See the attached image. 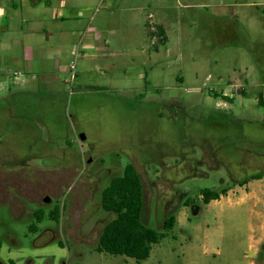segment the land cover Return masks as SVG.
<instances>
[{
  "label": "rangeland",
  "instance_id": "1",
  "mask_svg": "<svg viewBox=\"0 0 264 264\" xmlns=\"http://www.w3.org/2000/svg\"><path fill=\"white\" fill-rule=\"evenodd\" d=\"M63 1L74 8L100 0H42L30 11L14 8L7 0H1V5L13 19L11 24L22 28L28 16L49 19ZM161 1L169 6L174 20L168 26L166 47L153 55L147 77L135 78V71L128 69L131 56L122 62L107 60L117 65L120 75L130 76L124 79L113 77L104 63L73 55L64 47L62 79L20 87L14 73L23 69L10 60V50L0 47V264H247L252 256V239L261 238L257 230L261 221L250 213L252 202H230L248 191L222 185L221 179L229 182L222 165L199 161L203 135L209 144L219 137L211 123L205 125L216 115L264 124V106L257 101L263 89L251 82L241 95L229 85L235 79L250 78L256 68L252 52L256 45L264 49V0H124L119 9L124 4H140L154 12ZM120 10L115 9L117 23L133 15ZM237 10L246 35L232 41L223 36L219 41L224 18L220 15L227 13L234 21L230 14ZM137 14L144 23L142 11ZM20 28L16 30L19 38L23 35ZM107 35L116 47L118 39ZM7 37L0 33L2 44H7ZM36 39L43 42L42 36ZM128 49L138 50L136 46ZM136 60L137 65H146L145 58ZM74 62L77 69L72 82ZM78 88L83 92L78 93ZM220 94L233 95L226 109L219 106L225 102ZM8 97L13 104L33 109L32 104L38 103L35 108L44 114L54 110L38 122L45 143L29 142L20 127L23 109L17 106L10 114L12 105L9 108L3 102ZM58 101L62 105H55ZM68 133L84 134L87 141L70 137L74 154L64 159L59 148L66 146ZM251 135L253 143L243 146L264 153V144H257L264 140V132L255 127ZM128 164L136 167L143 181L145 223L158 229L169 213H177L175 228L141 262L95 251L105 224L112 219L101 207L102 192ZM224 187L229 191L219 201L205 205L201 200L202 190ZM187 199L196 201V208L185 207ZM56 207L59 222L48 218L36 222L37 211L47 215ZM33 224L36 232L30 231Z\"/></svg>",
  "mask_w": 264,
  "mask_h": 264
},
{
  "label": "crops",
  "instance_id": "2",
  "mask_svg": "<svg viewBox=\"0 0 264 264\" xmlns=\"http://www.w3.org/2000/svg\"><path fill=\"white\" fill-rule=\"evenodd\" d=\"M7 1L14 8L30 11L42 0ZM123 2L124 0H100L96 5L78 4L72 8L68 2L63 1L60 3L59 8L53 11L49 19L45 15L42 18L28 16L27 19L22 20L25 25L20 28L19 25L11 24L13 19L10 20L8 18L0 0V33L8 36L6 45L2 44L0 40V45H2L0 47L6 51L10 50L12 53L10 60L22 67L23 72L14 73L17 74V76H14L20 87H28L29 84L38 80L51 82L56 77V79H62L60 54L64 47H67L73 55L81 54L86 60L94 59L104 63L112 72L113 77H118L120 71L115 70L116 64H111L107 60H120L122 62L125 56H131V62L127 65L128 69L135 71V78L136 75L138 78L147 77L148 69L152 70L153 67V55H158L160 48L166 47L165 45L169 40L168 26L174 20L172 12L169 6L162 1L160 7H158L159 10L155 9L154 12L145 6L140 7V4L132 6L124 4V8L120 10L119 8ZM46 4L49 7L52 6L50 1H46ZM235 8H238V6H235ZM43 9L48 10V7ZM115 9L125 14L126 12H131L133 15H125L117 23L118 21L114 17ZM101 10H104V12L101 13ZM139 11H142L145 18L144 23H142L137 14ZM230 15L234 18V21L229 18L230 16L227 13L223 12L220 15V17L224 18L220 21V26L223 25V29L222 27L219 28L217 36L219 41L222 40L223 36L232 41L243 38L246 35L239 24L240 22L243 23L240 19L239 11L237 10ZM251 20H253L252 17L249 18V21ZM24 26L27 30L24 29ZM153 26L160 27L163 31L165 35L164 44L161 42L153 43L152 37L154 34L151 30ZM18 28L23 33L20 38L17 36L18 32L16 30ZM107 33L110 34V38L118 39L116 47L111 46V40L108 38ZM37 36H42L41 40L43 42H40L39 39L37 40ZM132 46H136L138 50L134 49L132 51L128 49ZM20 49L22 53H18ZM252 55L256 68H254L250 78L245 80L241 78L235 79L230 81L229 85L234 92L243 95L252 82L256 88L263 89V92L257 95L258 101L260 97L264 99V49L256 45ZM137 57L145 58L146 65H137ZM141 67H145V70H142ZM143 71H145V76ZM260 73L263 75L262 77H260ZM121 76H124V79H129L130 77L127 78L125 75H120L119 77ZM77 90L78 93L83 92L82 88ZM242 189L248 192L245 194L241 193L237 199H230L231 204L252 202L250 213L261 221L257 225L259 237L261 238L252 239L250 248L252 256L248 258L247 264H264V245L262 246V243H264V179L251 181L234 191H241ZM221 201L223 200L221 199ZM259 206H262V209L258 210Z\"/></svg>",
  "mask_w": 264,
  "mask_h": 264
},
{
  "label": "trees",
  "instance_id": "3",
  "mask_svg": "<svg viewBox=\"0 0 264 264\" xmlns=\"http://www.w3.org/2000/svg\"><path fill=\"white\" fill-rule=\"evenodd\" d=\"M159 35H165L160 27H157ZM258 104L264 106V99L259 98ZM255 179V178H254ZM240 184L238 186H244ZM228 187L221 190L204 189L201 191L203 203L209 205L212 201L219 200L226 195ZM187 199L184 206L190 205ZM102 209L112 216L108 221L98 239L95 251L99 254L112 256H123L137 262L146 261L150 258L154 245L159 244L168 237V233L175 228L177 213L171 212L164 219L161 228L153 229L144 221L145 197L144 185L140 173L133 164H128L121 176L114 178L103 190L101 197ZM37 223H42L46 218L59 222L60 209L56 207L46 215L42 210L34 214ZM35 224L30 226V231L36 232ZM0 240V253L2 249Z\"/></svg>",
  "mask_w": 264,
  "mask_h": 264
},
{
  "label": "flooded vegetation",
  "instance_id": "4",
  "mask_svg": "<svg viewBox=\"0 0 264 264\" xmlns=\"http://www.w3.org/2000/svg\"><path fill=\"white\" fill-rule=\"evenodd\" d=\"M234 92V90H233ZM223 97L225 102H221L219 106H223V109H226L227 103L226 101L229 99H233V95L227 96L225 94H220ZM11 97L4 99V103L6 102L9 105V108L12 105V108L9 109V113L13 115V110H18V107L21 110L23 109V115H19V118L23 121V127L25 137L29 140V142L33 143H45L42 140L40 134L41 129L38 124L41 120H45L46 116H50L54 110L43 113V110H37L34 105V109L29 107V105H17L13 104ZM55 101V100H54ZM62 101H58L55 105H62ZM51 105V106H55ZM41 106V103H40ZM20 111L19 113H21ZM52 112V113H51ZM209 123H211L209 125ZM241 124V126H240ZM205 125L214 126L216 131L219 134V137L215 144H209L210 141H206V135H203L201 140L203 141V145L201 146L202 152V160L200 163L209 162V164H214L216 167L222 165L227 171V180L221 179V184H231V185H240V184H248L251 181L262 180L264 179V153L254 151L252 148L244 147V144L253 143L252 130L256 127V129L262 130L264 132V124L260 122H250L247 120H238L234 116L225 115H216L211 122H205ZM22 129V128H21ZM21 129H13L12 131H20ZM22 129V130H23ZM21 130V131H22ZM20 131V132H21ZM245 131V133H244ZM68 138H64L66 146L63 148H59L61 156L64 159L69 157L73 151L71 150V145L69 144L68 139L71 137L73 139H78L81 143H85L87 138L84 134H70L68 133ZM205 141V142H204ZM264 144L263 141L257 142V144ZM74 154V153H73ZM77 154V153H75ZM77 158H79V154H77ZM26 163V162H24ZM255 178V179H254ZM201 200L203 197L200 195ZM203 201V200H202ZM188 208L193 206L196 208V201L191 200Z\"/></svg>",
  "mask_w": 264,
  "mask_h": 264
},
{
  "label": "built area",
  "instance_id": "5",
  "mask_svg": "<svg viewBox=\"0 0 264 264\" xmlns=\"http://www.w3.org/2000/svg\"><path fill=\"white\" fill-rule=\"evenodd\" d=\"M154 36L152 37L153 39V43L156 44V43H159L161 42V40L163 39L160 35H159V31H158V28L153 26L151 28ZM70 71H71V75H72V82L73 80L76 78V63H72L71 66H70ZM17 76V75H16Z\"/></svg>",
  "mask_w": 264,
  "mask_h": 264
}]
</instances>
